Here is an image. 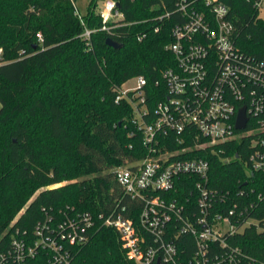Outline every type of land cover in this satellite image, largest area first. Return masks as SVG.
I'll list each match as a JSON object with an SVG mask.
<instances>
[{"label": "trees", "instance_id": "obj_1", "mask_svg": "<svg viewBox=\"0 0 264 264\" xmlns=\"http://www.w3.org/2000/svg\"><path fill=\"white\" fill-rule=\"evenodd\" d=\"M100 1L105 0H90L80 15L75 0H0L1 253L7 254L17 228L33 239L36 225L49 217L61 220L77 211L98 217L125 205L127 215L137 219L143 206L125 195L115 175L117 167L148 153L132 123L131 103L116 101L117 88L137 75L156 88L163 70L176 65L166 45L182 15L177 0H115L123 16L108 21L105 30L101 9L96 10ZM222 1L239 51L264 60V18L254 0ZM108 37L123 47L109 46ZM260 137L264 132L194 151L210 160L209 185L227 195L223 206L237 201L244 218L251 219L224 237L227 247H238L253 264H264V173L249 166L252 140ZM164 143L178 147L174 141ZM191 181L180 176L177 192L161 195L186 203ZM179 243L186 256L197 248L189 234ZM68 246L73 264H131L117 231L99 220L86 242ZM38 251L27 263L49 264L51 253ZM0 264L19 263L0 254Z\"/></svg>", "mask_w": 264, "mask_h": 264}, {"label": "built area", "instance_id": "obj_2", "mask_svg": "<svg viewBox=\"0 0 264 264\" xmlns=\"http://www.w3.org/2000/svg\"><path fill=\"white\" fill-rule=\"evenodd\" d=\"M254 5L264 12V0H254ZM177 6L182 21L172 27L173 39L166 45L176 65L163 70L154 89L144 75L133 77L134 86L124 88L123 83L117 88L116 101L131 103L132 123L148 148L143 158L115 169L125 195L143 202L137 219L127 215L125 205L98 217L88 211L67 212L61 220L49 217L36 225L33 239L26 231L20 235L17 228L7 254L0 252L2 258L29 264L44 249L51 253L49 264H73L68 245L86 242L99 220L117 231L131 264H253L238 247H227L224 237L250 225L251 219L244 218L237 201L228 209L223 206L227 195L209 185L210 160L194 151L264 132V60L239 51L229 8L222 0H177ZM122 16L115 0H105L102 29L108 30L107 22ZM85 35L89 44L91 31L86 29ZM38 36L42 41V34ZM2 53L0 47V57ZM242 107L248 122L237 129ZM167 140L178 147L167 148ZM251 144L250 169L264 173V137ZM185 175L193 178L191 200L183 203L161 195L176 193ZM184 234L193 237L197 247L191 256L179 243Z\"/></svg>", "mask_w": 264, "mask_h": 264}, {"label": "rangeland", "instance_id": "obj_3", "mask_svg": "<svg viewBox=\"0 0 264 264\" xmlns=\"http://www.w3.org/2000/svg\"><path fill=\"white\" fill-rule=\"evenodd\" d=\"M89 2H90V0H75V5H76V7H77V11H78V13H79L80 15H83V14H85V13L87 12ZM102 4H103V1H100V4H99V6L96 8V10L101 9ZM261 17L264 18V12L261 13ZM135 84H136L135 79L132 78V79L128 80L127 82H125V83L123 84V87H124V88H126V87H131V86H134ZM75 180H76V179H72V180H64V181H62L61 183H59L58 185H64V184H67L68 182H73V181H75ZM77 180H78V179H77ZM37 192H38V191H36V193H37ZM26 205H27V204H26ZM26 205L20 209V211L17 213V215L14 217V219L17 218V217L23 212V210L25 209ZM14 219H13V220H14ZM13 220H12V221H13Z\"/></svg>", "mask_w": 264, "mask_h": 264}, {"label": "water", "instance_id": "obj_4", "mask_svg": "<svg viewBox=\"0 0 264 264\" xmlns=\"http://www.w3.org/2000/svg\"><path fill=\"white\" fill-rule=\"evenodd\" d=\"M118 7H119V3H117ZM107 44L109 46H112L114 48H121L123 47V43L108 37L107 38ZM248 122V115L246 113V107H242L239 112H238V116H237V121H236V128L237 129H244L247 125Z\"/></svg>", "mask_w": 264, "mask_h": 264}]
</instances>
